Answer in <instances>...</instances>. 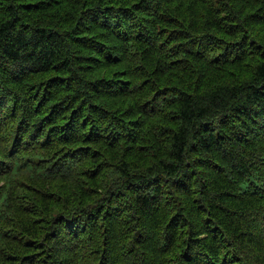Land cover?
Masks as SVG:
<instances>
[{"label": "trees", "instance_id": "trees-1", "mask_svg": "<svg viewBox=\"0 0 264 264\" xmlns=\"http://www.w3.org/2000/svg\"><path fill=\"white\" fill-rule=\"evenodd\" d=\"M0 264H264V0H0Z\"/></svg>", "mask_w": 264, "mask_h": 264}]
</instances>
